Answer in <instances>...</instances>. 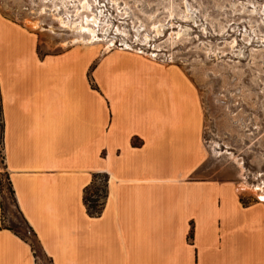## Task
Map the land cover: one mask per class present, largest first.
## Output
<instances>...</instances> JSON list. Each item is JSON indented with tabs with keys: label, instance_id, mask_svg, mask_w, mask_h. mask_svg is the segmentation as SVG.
<instances>
[{
	"label": "crops",
	"instance_id": "1",
	"mask_svg": "<svg viewBox=\"0 0 264 264\" xmlns=\"http://www.w3.org/2000/svg\"><path fill=\"white\" fill-rule=\"evenodd\" d=\"M4 164L18 208L51 264H264V201L198 179L205 159L190 78L126 48L40 54L0 13ZM107 175L98 215L84 189ZM0 264H38L2 225Z\"/></svg>",
	"mask_w": 264,
	"mask_h": 264
},
{
	"label": "rangeland",
	"instance_id": "2",
	"mask_svg": "<svg viewBox=\"0 0 264 264\" xmlns=\"http://www.w3.org/2000/svg\"><path fill=\"white\" fill-rule=\"evenodd\" d=\"M0 13L35 34L40 54L95 45L178 66L201 108L206 156L193 177L230 182L241 200L264 201V0H0ZM8 177L0 116L2 225L32 244L38 264H51ZM106 181L94 175L88 207L101 208Z\"/></svg>",
	"mask_w": 264,
	"mask_h": 264
},
{
	"label": "trees",
	"instance_id": "3",
	"mask_svg": "<svg viewBox=\"0 0 264 264\" xmlns=\"http://www.w3.org/2000/svg\"><path fill=\"white\" fill-rule=\"evenodd\" d=\"M96 175V174H95ZM105 179H106V175H105ZM8 180H9V177H8ZM9 185H10V189H11V192H12V195L14 196V190L12 188V185H11V182L9 180ZM3 187V183H2V180L0 179V196H1V208L3 210V197H2V188ZM84 193H85V189H84ZM84 198V197H83ZM84 203H85V198H84ZM86 205V204H85ZM86 208H87V211L90 215H98L101 211V208H97L96 206H91V207H88L86 205ZM7 228H10V227H7ZM11 229V228H10ZM31 247H32V250L35 254V249L33 248L32 244L30 243Z\"/></svg>",
	"mask_w": 264,
	"mask_h": 264
},
{
	"label": "bare ground",
	"instance_id": "4",
	"mask_svg": "<svg viewBox=\"0 0 264 264\" xmlns=\"http://www.w3.org/2000/svg\"><path fill=\"white\" fill-rule=\"evenodd\" d=\"M87 30H88V29H87ZM91 34H92V37H94V38L96 37L94 33H91ZM96 39L98 40L99 38H96Z\"/></svg>",
	"mask_w": 264,
	"mask_h": 264
}]
</instances>
